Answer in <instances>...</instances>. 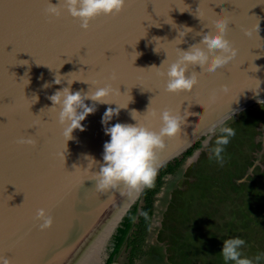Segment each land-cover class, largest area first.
I'll use <instances>...</instances> for the list:
<instances>
[{
    "label": "water",
    "instance_id": "obj_1",
    "mask_svg": "<svg viewBox=\"0 0 264 264\" xmlns=\"http://www.w3.org/2000/svg\"><path fill=\"white\" fill-rule=\"evenodd\" d=\"M48 3L0 0V257L9 264H108L107 243L144 190L94 188L99 165L88 157L103 163L110 141L101 123L105 111L128 105L108 126L138 121L155 132L162 122L146 113L149 106L185 118L181 133L156 151L159 171L236 115L264 104V0H127L122 13L98 16L87 31L66 9L48 17ZM218 19L228 21L225 38L237 56L213 73L189 66L186 77L198 73V84L190 93H167L166 73L178 49L199 44ZM56 75L64 79L59 85ZM67 80L74 81L73 93L108 85L119 92L108 97L115 104H97L82 122L85 130L66 142L47 97L69 87ZM21 138L35 146L18 144ZM41 208L53 220L45 231L35 219Z\"/></svg>",
    "mask_w": 264,
    "mask_h": 264
},
{
    "label": "rangeland",
    "instance_id": "obj_2",
    "mask_svg": "<svg viewBox=\"0 0 264 264\" xmlns=\"http://www.w3.org/2000/svg\"><path fill=\"white\" fill-rule=\"evenodd\" d=\"M222 127L232 128L235 136L224 146L220 163L212 149ZM220 128L202 141L178 177L167 179L134 264H225L220 253L230 238L245 241L242 258L264 264V105ZM128 254L124 248L116 262L128 264Z\"/></svg>",
    "mask_w": 264,
    "mask_h": 264
},
{
    "label": "clouds",
    "instance_id": "obj_3",
    "mask_svg": "<svg viewBox=\"0 0 264 264\" xmlns=\"http://www.w3.org/2000/svg\"><path fill=\"white\" fill-rule=\"evenodd\" d=\"M126 3L127 0H59L58 5H53L49 0L45 14L48 17L59 18L62 11L66 9L73 19L80 21V27L87 31L90 21L101 15H119L124 11ZM212 27L214 32L203 34L199 44L192 45L188 51H180L178 49L179 58L170 65L166 73L168 82L165 91L167 93H190L198 84V73L193 72L190 78L186 77L189 66L198 65L203 72L213 73L218 68L227 65L237 56V49L225 38L228 21L226 19H218L213 23ZM187 29L192 30L191 28ZM244 35L251 37L252 32L244 30ZM179 36H181V33H179ZM182 42L183 40L180 43ZM23 62L28 63L27 61ZM164 63L165 61L159 68L156 66L151 68L159 70ZM256 71H259V69L256 68ZM158 74L161 76L165 75L164 72L160 71H158ZM115 78V74H113L112 79ZM62 80H64L62 76L56 75L54 83L59 85ZM73 82L67 80L69 87L58 90L55 94L47 97L52 102V107L48 109L58 113V123L63 128L62 134L66 142L73 139L74 131L85 130L82 122L87 116L95 113L97 104H115L110 103L108 97L116 91L119 92V90L113 89L111 85H108L105 87H94V91L89 89L87 93L82 90L73 93L71 90ZM50 86L47 83L43 85L44 88ZM222 91L226 92L227 87H223ZM86 100L92 101V106L86 105ZM127 107L119 105L115 109L109 107L102 117L101 123L105 126V135L110 137V141L105 142L103 145V163L101 164L88 157L95 166L99 165V170L92 172V181L95 182V190L101 193L117 189L121 185L126 187L129 194H139L144 189L153 188L158 175L156 151L164 147L166 138L172 139L180 134L185 123V118L179 114L174 115L169 110H164L162 113L157 114L155 111H150L149 106L146 113L153 118L159 115V119L162 122L159 132L151 131L148 127L138 123L133 115L137 113L135 110L131 112L132 119L137 121L135 125L116 123L114 126L109 127L108 124L113 117L118 116L119 111ZM220 133L222 135L217 137L216 146L212 149V152L218 162L223 163L221 153L224 151V146L229 143L230 138L235 136V131L230 127H222L220 128ZM17 143L35 146V141L30 138H21ZM204 144L207 146L208 140H205ZM35 219L40 222L39 228L41 231L50 229L53 223L51 216L44 208L36 212ZM244 245L245 241L240 238L225 240L220 253L225 264H228V262H232V264H253L252 260L242 258L240 249ZM0 264H9V261L0 257Z\"/></svg>",
    "mask_w": 264,
    "mask_h": 264
},
{
    "label": "trees",
    "instance_id": "obj_4",
    "mask_svg": "<svg viewBox=\"0 0 264 264\" xmlns=\"http://www.w3.org/2000/svg\"><path fill=\"white\" fill-rule=\"evenodd\" d=\"M202 146V140H200L181 158L175 159L158 171L154 187L144 189L142 195L109 239L105 251L106 263L110 264L118 261L124 248L129 250L128 264H134L135 259H139L156 215L158 195L166 185L167 179L171 176L175 179L177 172L185 165L186 160Z\"/></svg>",
    "mask_w": 264,
    "mask_h": 264
}]
</instances>
